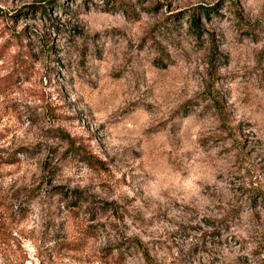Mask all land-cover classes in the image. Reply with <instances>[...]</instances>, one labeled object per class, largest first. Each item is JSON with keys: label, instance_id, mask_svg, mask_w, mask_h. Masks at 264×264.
Returning <instances> with one entry per match:
<instances>
[{"label": "rangeland", "instance_id": "rangeland-1", "mask_svg": "<svg viewBox=\"0 0 264 264\" xmlns=\"http://www.w3.org/2000/svg\"><path fill=\"white\" fill-rule=\"evenodd\" d=\"M0 264H264V0H0Z\"/></svg>", "mask_w": 264, "mask_h": 264}, {"label": "trees", "instance_id": "trees-1", "mask_svg": "<svg viewBox=\"0 0 264 264\" xmlns=\"http://www.w3.org/2000/svg\"><path fill=\"white\" fill-rule=\"evenodd\" d=\"M114 1H116V0H114ZM41 12H42L43 14H45V10H44V9H42ZM202 13H203V14H208V11H207V10H206V11H202ZM193 28H194V30H196V31L199 30V26H198V24H197V20H194ZM63 136H64V135L62 134L61 137L63 138ZM71 150H76L75 147H74V145H73V147H71ZM78 154H79V155H82V153H81L80 151H78ZM83 156H84V155H83ZM14 163H15V161H6V164H9V165H12V164H14Z\"/></svg>", "mask_w": 264, "mask_h": 264}]
</instances>
